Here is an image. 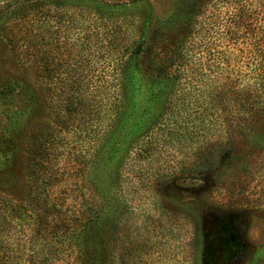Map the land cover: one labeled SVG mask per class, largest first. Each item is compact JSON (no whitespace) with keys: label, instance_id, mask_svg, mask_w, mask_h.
I'll list each match as a JSON object with an SVG mask.
<instances>
[{"label":"rangeland","instance_id":"rangeland-1","mask_svg":"<svg viewBox=\"0 0 264 264\" xmlns=\"http://www.w3.org/2000/svg\"><path fill=\"white\" fill-rule=\"evenodd\" d=\"M104 1L110 4L117 0ZM145 1L147 22L141 18L142 10L131 6L107 7L99 12V7L87 5L90 11L96 10L91 16L83 13L84 8L69 6L65 0H0V131L7 127V118L15 110L26 113L23 121L29 116V123H22L24 128L46 124L61 128L51 153L57 155L55 160L59 158L67 175L65 185L54 190L71 196L68 205L79 201L86 208L96 198L102 205L95 181L97 161L101 147L111 150L110 135L117 123L109 127V138L104 142L96 138L109 123L106 115L94 118L92 112L91 116L87 112L89 118L84 115L83 119H69L68 127L63 128L59 110L68 86L63 85L61 92L54 82L61 79L59 82L64 81L65 85L87 83L94 89L98 80H103L104 61L114 54L117 57L124 46L137 40L144 28H150L154 17L176 11L179 24L184 26L185 22L193 27L199 15L192 17L188 0ZM209 1L197 23L205 15L216 13L215 0ZM44 13L49 18H73L68 31L59 28L55 33L60 46L66 44L68 53L61 52L62 48L57 55L53 50L55 42L51 41L48 57L52 61L47 59L50 84L47 83L46 91L37 90L41 94L37 93L34 100H28L19 85L41 77L37 70L34 72V66L22 71L19 51L30 44L29 38L34 39L35 20ZM103 16L110 19L105 21ZM102 23L109 33L116 26L119 29L110 44L101 36ZM13 38L17 39L18 49L11 43ZM233 53L240 60L247 54L240 55L236 50ZM57 57L61 67L55 65ZM239 66L243 74L246 67L243 63ZM105 80H111L110 73L102 82ZM3 82L9 83L12 91H4ZM167 84H162L163 91L156 93L154 101L149 78L136 74V108L146 101L154 105L152 117L147 119L150 123L146 137L140 144L132 145L135 139L130 138L135 135L131 136L117 157L109 151L102 154L103 158L109 155L113 166L117 164L115 174L104 179L108 194L111 191L120 201V209L115 212L120 217L110 239L112 264H264V252L259 247L264 238V121L247 115L246 127H242V111L236 109L235 102L231 106L220 104L217 109L210 104L205 85L193 81L186 85L182 80L170 87ZM233 86L236 90L241 88L240 83L234 82ZM43 94L48 98L44 100ZM93 94L99 96L97 92ZM213 115L219 117L214 128L208 125L215 118ZM21 161L17 160L8 194L15 202L23 203L28 191ZM97 232L102 238L104 231Z\"/></svg>","mask_w":264,"mask_h":264},{"label":"trees","instance_id":"trees-1","mask_svg":"<svg viewBox=\"0 0 264 264\" xmlns=\"http://www.w3.org/2000/svg\"><path fill=\"white\" fill-rule=\"evenodd\" d=\"M65 1L71 4L69 6L74 5L71 1ZM76 1L78 3L74 6L84 8L82 12L90 13L91 16H95L96 10L90 11L87 5L99 7V12L105 11L107 7L131 6L142 10L141 18L146 22L149 17L145 0H117L110 4L104 0ZM206 1L188 0L193 18L198 13L197 18L200 16ZM213 3L216 13L205 15L198 23L195 18L193 27L185 22L184 26L179 24L176 11H170L162 18L154 17L150 28H144L137 40L128 47L124 46L117 57L114 54L104 61L102 69L105 70H101L103 80H98L94 89L87 83L65 85L64 81L63 84L59 82L61 79L54 82L61 92L63 85L68 86L62 96L65 102L59 110L63 114L60 119L63 128L68 127L66 121L69 119H80L84 115L89 118L92 113L94 118L106 115L109 123L100 129L96 138L104 142L105 138H109V127L117 123L116 130L110 135L111 150L101 147L97 161L99 166L95 172V181L102 205L97 198L86 208L81 207L79 201L75 205H68L71 196L54 190L60 188L61 184L62 187L65 185L64 176L67 175L66 170L61 168L63 165H60L59 158L55 160L57 155L51 153L61 128H50L47 124L38 128H24L22 123H29V116L23 121L22 117L26 114L24 111L11 112L7 118V127L0 131V264H112L110 239L120 217L119 212L115 213L117 208L120 209V201L111 191L108 194L104 179L115 174L117 164L113 166L109 155L103 158L102 154L109 151L111 156L117 157L122 144L127 142L128 145L131 136L135 135L130 138L135 139L132 145L135 142L140 144L144 141L142 138L146 137L144 133L150 123L147 119L152 117L154 105L146 101L136 108L134 90L137 89V73L149 78L150 95L154 101L156 93H162L163 83L168 82L170 87L180 80L186 85L193 81L197 85H205V93L213 107L217 108L223 103L231 106L235 102L236 109L242 111L239 114L243 117L239 123L242 127H246L247 115L264 121V0H215ZM68 17L63 20L60 16L51 15L49 18L47 13L37 16L34 39L29 38L30 44L19 51L22 71L34 66V72L37 70L41 77L40 80L30 77L32 80L28 83L24 81L25 84H17L22 86V90L25 89L23 93H26L28 100H34L38 91L48 89L46 85L49 83L47 80L51 67L47 59L52 61L48 57L51 41L55 42L53 50L57 55L62 48L61 52L68 53L66 44L60 46L58 36L55 35L59 28L68 31L73 19ZM107 17L102 19L107 21L110 19ZM104 23L101 36L110 44L119 29L116 26L113 33H109ZM11 43L18 46L17 39L13 38ZM234 50L240 55L244 52L247 54L241 56L240 60V56L233 53ZM57 58L55 65L61 67V60ZM242 63L246 67L243 74L239 66ZM109 73L111 80L102 82ZM234 82L240 83L241 88L236 90ZM1 88L6 92L12 91L7 82H3ZM236 91L241 93L237 94ZM96 92L99 96L93 94ZM235 94L240 95L238 102ZM43 96L44 100L48 98L47 95ZM218 99L221 101L217 103ZM213 117L208 125L214 128L219 117ZM20 144H23L22 149ZM19 158L22 159L21 170L28 191L23 203L15 202L8 194ZM96 230L104 231L102 238V234L96 233ZM259 247L264 252V238Z\"/></svg>","mask_w":264,"mask_h":264}]
</instances>
